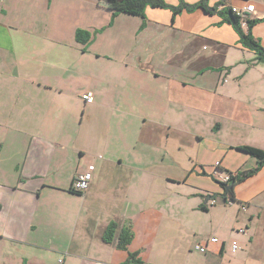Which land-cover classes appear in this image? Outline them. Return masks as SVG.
Here are the masks:
<instances>
[{
  "label": "crops",
  "instance_id": "1",
  "mask_svg": "<svg viewBox=\"0 0 264 264\" xmlns=\"http://www.w3.org/2000/svg\"><path fill=\"white\" fill-rule=\"evenodd\" d=\"M225 2L256 5L252 33L264 45V0ZM110 21L102 0H0V264H47L35 254L43 251L62 254L61 264H122L128 252L103 236L126 220L135 232L129 249L159 264L149 250H162V228L179 227L164 210L162 182L186 185L201 200L196 209L212 212L227 171L257 166L238 148L264 149V64L230 23L202 8L159 7L145 20ZM78 29L92 33L87 44ZM73 45L81 61L69 60ZM87 91L93 102L83 100ZM83 172L92 179L78 194L72 182ZM58 194L79 198V210L50 202ZM234 195L223 218L239 225L242 252H232V237L207 239V251L195 246L200 257L182 264H257L264 166ZM46 227L55 238L39 237Z\"/></svg>",
  "mask_w": 264,
  "mask_h": 264
},
{
  "label": "rangeland",
  "instance_id": "2",
  "mask_svg": "<svg viewBox=\"0 0 264 264\" xmlns=\"http://www.w3.org/2000/svg\"><path fill=\"white\" fill-rule=\"evenodd\" d=\"M66 54H69V60L71 59L72 61L78 62L83 59L81 58L83 56L80 47L76 45L71 46L69 50L66 51ZM83 65L87 66V60H83ZM62 182V184H65L64 180ZM162 184L161 192L164 194V200L162 202L164 210L167 215L178 218L179 227L178 230L175 227H167L165 230L164 228L161 229L162 233L159 234V242L161 243L158 245L162 250L157 251L155 248L149 250V255H151L153 260L159 262V264H182L181 261L184 259L195 262V260L200 257L198 254L200 252L195 249V246L198 243H203L207 239H210L212 235L218 236L219 239L232 237L230 242L236 240L242 246V238L235 236L237 233L236 228H238L239 225H237L235 221L233 222L234 219L232 220L230 214L231 218H223L224 212L228 211V208L224 207L226 203L222 194L215 195L217 197L216 208H214L212 212H208L196 209L195 205L201 202V200L199 199L198 201V199L188 196V187L186 185L173 183V181H165L162 182ZM170 190H173V193ZM181 194H184V196H180ZM58 195V197L53 196L56 198L54 200L50 199V202H55L61 209L72 207L79 210L81 206L79 198L71 197L67 194ZM202 202H204V198H202ZM166 222L169 221L166 220ZM255 225L261 233L256 248L254 249V253L257 255L255 262L257 264H264V213L261 219L257 218ZM180 226H182V228ZM62 230V234L64 235V232L67 230L65 223L62 225ZM184 230H186L185 233ZM48 231L49 228L46 227L45 231L40 234L39 237L44 240L50 237L55 238L52 235H48ZM186 234H188V236H186ZM182 235L185 237V240L181 242L179 239ZM160 238H162V240H160ZM62 242L63 239L61 240V243ZM244 250L247 251V249ZM43 252L44 253L35 252V254L38 256H46L47 264H61L59 259L64 257L62 254L52 251ZM241 252L242 250H238L237 253L239 254ZM35 264H38V262L35 261Z\"/></svg>",
  "mask_w": 264,
  "mask_h": 264
},
{
  "label": "trees",
  "instance_id": "3",
  "mask_svg": "<svg viewBox=\"0 0 264 264\" xmlns=\"http://www.w3.org/2000/svg\"><path fill=\"white\" fill-rule=\"evenodd\" d=\"M102 2L105 7L111 11L110 25L115 18L122 13L139 16L145 20L148 7L169 9L174 15H178L183 11L193 12L198 8H202L208 13H218L222 17L223 22H228L233 26L240 36L242 45L254 51L256 54V61L264 64V45L252 33V28L258 21L255 19L248 20L247 30H245L241 18L232 11V7L226 5L225 0L216 3L214 6H209L206 0H201L197 3H189L185 0H180L176 5L170 4L166 0H102ZM144 24L145 22H143L142 26H144ZM91 38L92 33L87 30L78 29L76 31V39L80 43L87 44ZM238 149L255 157L257 159V166L247 170H239L236 173L227 171L229 176L228 179L226 181L219 180L223 186L234 184L233 188L229 189L226 194H223L224 199L226 201L229 200V202L235 201L234 187L236 184L257 173L261 167L264 166V149L249 145L240 146ZM75 193L83 194L80 192ZM212 198H216V196L214 195ZM200 208L204 211H208V207L205 205H201ZM103 238L107 243L116 241L118 249L128 252V257L122 264H152L141 258L140 251H131L129 249L130 244L135 238L131 220H126L121 227H119V224L115 221L110 222L104 232Z\"/></svg>",
  "mask_w": 264,
  "mask_h": 264
},
{
  "label": "built area",
  "instance_id": "4",
  "mask_svg": "<svg viewBox=\"0 0 264 264\" xmlns=\"http://www.w3.org/2000/svg\"><path fill=\"white\" fill-rule=\"evenodd\" d=\"M232 11L241 18L243 25H247L248 20H253V15L256 13V5L254 3L249 2L241 6H232ZM82 98L86 102L89 103L93 102L94 99L93 92L87 91L83 93ZM219 166H220V162L217 163V167ZM228 177L229 176L224 178L223 181H226ZM91 179H92V174L89 172L77 173L72 182V190L75 192L85 193L90 187ZM215 203H216L215 200L211 201V204H215ZM238 232L244 233L245 228H239ZM209 241L212 243L221 242L219 238L216 236L211 237ZM240 248L241 247L236 240H233L231 242L232 252H237L238 250H240ZM196 249L202 253L207 251V247L202 243L197 244Z\"/></svg>",
  "mask_w": 264,
  "mask_h": 264
},
{
  "label": "water",
  "instance_id": "5",
  "mask_svg": "<svg viewBox=\"0 0 264 264\" xmlns=\"http://www.w3.org/2000/svg\"><path fill=\"white\" fill-rule=\"evenodd\" d=\"M233 186H234L233 183L230 184V185H228V186H224V188H225V194L228 192L229 189L233 188ZM212 197H214V196H212ZM207 198H208V197H207Z\"/></svg>",
  "mask_w": 264,
  "mask_h": 264
}]
</instances>
